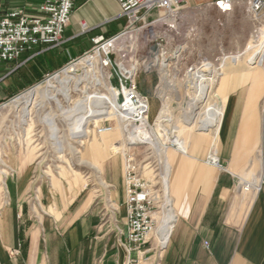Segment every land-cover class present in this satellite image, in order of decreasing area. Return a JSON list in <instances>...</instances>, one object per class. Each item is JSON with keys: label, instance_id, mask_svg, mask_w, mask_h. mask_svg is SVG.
Returning a JSON list of instances; mask_svg holds the SVG:
<instances>
[{"label": "crops", "instance_id": "1", "mask_svg": "<svg viewBox=\"0 0 264 264\" xmlns=\"http://www.w3.org/2000/svg\"><path fill=\"white\" fill-rule=\"evenodd\" d=\"M74 1L62 45L34 46L17 61L0 65V105L90 52L95 38H109L124 30L126 18L117 0ZM202 1L208 0H187L181 21ZM209 1L207 6L222 17L242 3L236 0L233 12L223 14L215 4L218 0ZM3 3L8 11L20 8L31 17L39 15L37 0ZM250 51L247 48L236 55H251L242 58L244 67L253 63L256 51ZM239 64L228 65V75L220 83L224 100L216 130L191 133L183 141L184 151L175 153L170 190L176 220L159 264H264V91L253 88L250 73L238 71ZM256 66L248 70L255 71ZM209 156L220 160L219 166L209 164ZM28 164L29 159L23 158L14 167L8 203L3 204L0 197V264H119L124 250L114 246L108 234L93 233L100 222L90 213L92 203L83 190H73L74 185L87 186L82 178L70 174L69 187L38 189L36 197L50 218L33 221ZM95 174L108 193V203L115 210L122 208L121 216L125 215L124 201L115 199L122 185L120 174L114 178L106 171L110 184L102 173ZM258 185L256 192L244 188Z\"/></svg>", "mask_w": 264, "mask_h": 264}, {"label": "rangeland", "instance_id": "2", "mask_svg": "<svg viewBox=\"0 0 264 264\" xmlns=\"http://www.w3.org/2000/svg\"><path fill=\"white\" fill-rule=\"evenodd\" d=\"M248 1L249 0H239L238 2H242V3H240L237 6V8L234 10L232 14L225 17H222V15L219 12H217L213 7L207 6L211 4V1L208 0V1L199 2L197 5H200V7L193 10L190 16L184 17L183 20L181 21L179 27L180 29L178 31V36L177 39L174 41V43H177L179 47L181 46V48L183 47L182 48L183 59L175 68L172 69L170 68L167 70L169 76V79L167 80V84L164 85L162 84L163 87L162 86L159 87L162 76H160V73L158 74L155 71L152 72V74L150 75H142L141 78L138 80V85L142 95L147 97L151 102L152 108L149 117H150V122L152 124L156 123V120L163 107L164 102L167 101L169 102L168 115L170 116V121L167 127L168 129H166V131H168L169 133V137L172 138L175 137V135L172 134L174 133L173 130L176 128L178 121H181L183 118V116H181V112L183 108L186 106V103L183 101L184 100L186 101L188 98L185 96L183 97V101H181L180 98L182 93H186V95L189 94L188 87H191L197 82V75H198L197 73L194 75L193 74L189 75L190 69L192 68L197 67L196 69L199 70V72H202V70L203 71L206 69L210 70L209 68L217 69L220 67V64L223 62L226 63V66L230 64L235 65L237 63H240L237 70L238 71L245 70L247 73H250L252 84H254L253 88L264 91L263 67L257 65L256 68L254 69L255 71H250L248 70V68L252 67V65L250 64L244 67L242 64V58L250 57L251 55L247 54L248 56L245 55L236 56L239 55L240 51L247 48L252 50L250 51V53L255 52L254 50L255 43H254L253 35L255 28L260 26L257 25L258 23L254 20L253 14L248 9V6L246 4V2ZM92 56H95L96 59L99 60L100 70H101V59H102L101 55L97 53L96 55H92ZM227 56H229V59H227L228 58ZM88 57L81 58L80 61H78L77 63L68 64V66L84 63L86 62V58ZM234 58H236L235 63H233ZM208 64L212 65V67L211 66L207 67ZM82 72H83L82 69L78 68L76 74L77 75L82 74ZM101 73L103 74V79L100 80L101 83L97 87V89H99V91L102 94H107L106 89H104V87H105V83L109 84V77L111 75L110 69L103 66ZM220 73H222V71H220ZM53 74L55 73L49 74V76L45 77L43 80L39 81L38 83H35L34 85L22 88L18 94L7 99L3 104L0 105V107L2 105H5V103H9L15 97L20 96V94L32 89L37 84L44 85L46 80ZM204 74L206 75V73ZM224 77L225 75L217 76L216 77L217 79L214 81L210 91L211 93L210 98L215 96V100H217L213 102L211 101V103L212 106L218 109V112L217 111L216 112L219 115V120L221 119L220 114L223 108L221 105H222V101L224 100V97L223 100H221L222 89H220V83ZM164 86L166 87V90L164 89ZM114 87L116 86L114 85ZM115 94L117 95V93ZM74 96L75 99L79 97L77 96V94ZM163 96H165V98H163ZM210 98L209 100H211ZM64 105H66L65 102ZM53 108L57 109L56 105L53 104ZM47 112H50V109H48ZM35 120L36 123L33 129L31 143L29 144L30 147H27V145L25 144V139L27 137L25 135V130L28 128V126L25 125L23 126L22 124H19L18 121L13 119L12 116L9 119H7V123L3 127L2 133L0 135L1 136L0 153L2 156L1 158L3 160V163L0 164V172L7 170V168H5L6 167L5 165H8L10 172H12L11 175H9L6 179L7 188H8L9 179L15 178L16 176V169L14 167H16L19 161H21L23 158L28 160L30 158L31 149H36L35 159H33V162L31 164H28L27 166L28 167L27 175H30L32 179L31 189L33 191L29 195L30 196L29 201L31 202L29 208L31 209V216L33 221L38 222L41 219L43 220L44 218L46 219L50 218V215H46L49 212L46 213L45 208L42 207L40 201L36 197V191L38 189L48 191L56 187H69L70 184L72 183L69 177L70 173L72 172L71 174H73L74 176H77L80 179L82 178L83 180L86 181L87 186H84L83 183H81L78 184L77 186L74 185L73 190H75L76 192H81V190H83V196L88 197L89 201L92 203V209L90 213H95L97 217L96 219H98V221L100 222V226H98V228L93 233L95 234L99 232V234L101 235L108 234L114 246L118 245V247H120L122 250H125L122 244L120 243V236H119L120 232L125 233L127 229V221L125 219L127 212H126L125 199H124L125 191H124V177H123L125 162H124V158L122 157L123 156L122 154H124L125 151L129 150L130 146H128V148L124 150H119L118 153L120 154L118 153L113 154L112 152H110L109 153L110 156H108L107 154L108 156L106 158L107 160L104 159L102 161L103 163L102 177L106 181H108V179H111V177L110 178L105 177L106 171L107 173H109V175L112 174L111 176L114 178H117L118 173L120 174L122 185H119L120 193L118 196L117 195L115 196V199L120 203L124 201L123 209L125 210V215L121 216L122 208H117L115 210V208L112 206V203L110 202L108 203V199H107L108 193L106 192V190H104L101 187L99 183V179L98 177H96L95 169L92 168L90 164L88 163L82 164L81 162L82 161L81 158L83 157L81 156L82 153L78 154L77 151L82 150L81 152L85 153L87 149V145L82 146L81 144L80 145L77 144L71 132L69 131V129H67V126L64 125L62 121H59L61 136L62 135L64 136L63 133H66L67 134L66 138L69 141L68 143L67 142L65 143L64 151L62 153H58V151L55 149V146H53L54 142L51 139V135H49L47 127L39 120L37 119ZM87 120H86V122H88L87 133H89L91 137V141H93L96 137H98V135L93 131L94 126L92 125L91 120L88 118ZM8 121H10L9 124ZM110 122L111 124L116 126L115 130L122 129L121 125L120 124L118 125L119 122L117 118H114ZM154 128L156 129L155 124L153 126V132L156 133L159 141L160 138L162 141V139H164L165 136H161L160 134H158V131H156ZM200 129L201 128H198L197 126V122L192 125L193 133L198 131H203L205 133H208L213 130L206 128H204L203 130ZM113 134H109V135H113ZM99 139L103 143H105L106 140L105 137H99ZM138 142L139 141H137V143ZM163 146L166 148L169 147L175 148V146H173L170 142H165ZM75 149L77 151H74ZM135 153L137 154V160L140 161V163L143 166L147 165L148 163H152V166L154 167L157 165L160 166V171L153 172L151 170L153 168L146 170L145 176L149 177V179L153 182V184H160V188H161L162 183H161L160 175L163 172V166H164L162 153H158L157 151H155V149H153L150 146H142V145H139L138 148H136ZM211 157L213 158L215 156L207 157L208 158L207 162ZM62 170L68 171V176L66 178L60 177V172ZM156 173L159 174L155 176ZM108 184H110L109 181ZM254 188L256 189L254 190L253 188H249L248 191L252 189L253 191L256 192L260 187L258 185ZM112 189L113 188L110 187L108 189V192H110ZM4 199L7 200L5 203L7 204L8 189H7V196H5ZM111 201L113 202L112 198ZM113 204L115 203L113 202ZM123 222L125 223L121 224ZM156 229L154 232L151 233V238L154 241L153 242L154 249L155 246H157V241H158L156 235ZM171 230H172V226H171ZM171 230H170V236H171ZM163 252L161 254V257L163 256ZM155 254H157V252L156 253L152 252L148 256L151 255L155 256ZM126 255H127L126 259H128L127 251H126ZM126 262H124V264H126ZM144 264H149V262Z\"/></svg>", "mask_w": 264, "mask_h": 264}, {"label": "built area", "instance_id": "3", "mask_svg": "<svg viewBox=\"0 0 264 264\" xmlns=\"http://www.w3.org/2000/svg\"><path fill=\"white\" fill-rule=\"evenodd\" d=\"M117 1L121 7V15L126 18L124 30L109 38H95L92 50L80 58L100 53L104 59V67L110 69L109 85L111 89L117 90L119 104L116 118L127 140L131 135L141 136L138 143L129 141L133 148L122 156L125 162L123 177L127 229L119 235L124 239L122 245L128 252L126 264H141L142 258L150 259L152 255H148L155 250L151 233L158 225L156 214L163 210L164 194L160 184H153L145 176L146 170L153 168V172L160 171V166L154 167L152 163L143 166L135 153L136 148L139 145L145 146L149 139L143 132L151 134L155 124L150 122L149 117L151 102L142 95L138 80L142 75H150L154 71L158 73L161 66L165 70L175 68L183 59V47H179L174 41L178 36V25L187 0ZM37 2L39 15L31 17L24 9L8 11L3 0H0V65L17 61L34 46L62 45L64 30L72 17L75 1ZM234 3L236 0L215 2L223 14L233 12ZM248 9L260 26L254 30L256 54L251 65L264 67V37L261 38L264 28V0H249ZM80 58L69 64L77 63ZM192 69L190 71L194 72ZM113 130L114 125L110 121L93 127L98 136ZM161 258L158 257L154 264H159Z\"/></svg>", "mask_w": 264, "mask_h": 264}, {"label": "bare ground", "instance_id": "4", "mask_svg": "<svg viewBox=\"0 0 264 264\" xmlns=\"http://www.w3.org/2000/svg\"><path fill=\"white\" fill-rule=\"evenodd\" d=\"M263 37L264 28L262 29L261 38L263 39ZM97 53L100 55L99 52L88 55L89 57L87 56L88 58H86V62L65 67L61 72L51 75L46 80L44 85L37 84L32 89L12 99L9 103L2 105L0 107V135L2 133L3 127L7 123V119L13 116V119L18 121L19 124L28 126V128L25 130V135L27 136L25 139V144L27 147H30L29 144L31 143L32 133L36 123L35 119H37L47 127L49 135H51V139L54 142L53 146H55V149L58 151V153H62L64 151L65 143H68L69 141L66 138V133H63L64 136H61L59 121H62L64 125L67 126V129H69L71 132L77 144H81L82 146L87 145L85 153L81 152L82 150H74L77 151L78 154L82 153V164L88 163L90 166H92V168L95 169V171L102 173V161L110 156V152L116 154L119 150L128 148V146H130L129 141L132 140V142L137 143V141L141 139V136L137 137L131 135L129 137L130 139L127 140L125 132H123V128L121 130H115L116 126L114 125V130L112 132L98 136L93 141H91V137L89 133H87V118L91 120L93 126H99L104 122H109L117 117L119 104L117 102L118 97L115 94L117 93V90L111 89L108 83H105L104 87L107 94H102L99 89H97L101 83L100 80L103 79L101 70L104 66L103 60L101 59L100 70L99 60L96 59L95 56H92L96 55ZM235 59L236 58H234L233 63H235ZM210 66L212 67V65L208 64L207 67ZM78 68L82 69V74H76ZM196 68L197 67L193 68L192 71L194 72L192 73L190 71L191 73L189 74H198L196 84L188 87L189 94L186 95V93H182L180 98L181 101H183V97L185 96L188 99L183 101L186 103V106L181 112V116H183V118L181 121H178L176 128L173 130L174 133L172 134H174L175 137H169V133L166 131L170 121V116L168 115L169 102L167 100V102H164L156 120V129L154 128L156 131H158V134L165 136L164 139L161 141L160 138L159 141L156 133L152 132L151 134H148L143 132V134L148 136L150 139L146 141L147 143H145V146H150L155 149V151L162 153L163 155L164 166L163 172L160 176L162 183L161 190H163L164 201L162 204L163 210L156 214V219L158 220V225L156 227L158 248H155L153 251L155 253L157 252V254L148 260L142 258L141 264L147 262H149V264L156 263L158 257L161 256L163 250H165L164 248L168 244L171 226L176 220L170 190L176 151H184L185 146L183 141L185 140L186 136H189L191 133H193L192 125L194 123L197 122L198 128H201L200 130H203L204 128L215 130L219 122V115L217 113L218 109L212 106L211 103V101L213 102L217 100H215V96L210 98V91L214 81L217 79L216 77L225 75V70L227 68L226 63H221L220 67L217 69L209 68L210 70L206 69L204 71L202 70V72H199V70ZM158 71L160 76H162L159 85V87H161L162 84H167L169 76L167 69L165 70L162 66L158 68ZM220 71H222V73H220ZM204 73H206V75ZM164 89L166 90L165 86ZM76 94L79 96L77 99L74 98V95ZM163 98H165V96H163ZM209 98L211 100H209ZM64 102L66 105H64ZM53 104L56 105L57 109L53 108ZM48 109H50V112H47ZM9 122L10 121H8V124ZM99 137H105V143H103ZM165 142H170L173 146H175V148L164 147L163 144ZM132 148L133 147H130V149ZM35 153L36 149H31L29 158L30 163H32L33 159H35ZM122 155L124 156L125 153ZM1 157L2 156L0 153V164L3 163ZM208 162L211 165L219 164L218 159L215 157H211ZM5 166L7 170L0 172V197L3 201V204H5L7 201L4 199V197L7 196L6 179L12 173L10 172L8 165ZM67 175V170H62L60 172L61 178L66 177ZM101 184L106 189L108 188V185L103 178L101 179ZM244 188L247 190L249 189L246 186ZM124 252L125 254L121 257L120 264H124V262L127 261L126 251L124 250Z\"/></svg>", "mask_w": 264, "mask_h": 264}]
</instances>
